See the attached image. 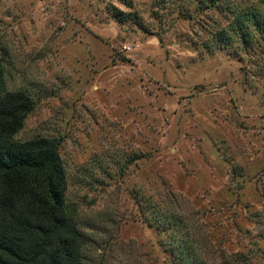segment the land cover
<instances>
[{"label": "rangeland", "instance_id": "obj_1", "mask_svg": "<svg viewBox=\"0 0 264 264\" xmlns=\"http://www.w3.org/2000/svg\"><path fill=\"white\" fill-rule=\"evenodd\" d=\"M228 22L183 0H0V91L33 101L17 140L59 144L83 264H173L179 216L207 264H264V42L223 47Z\"/></svg>", "mask_w": 264, "mask_h": 264}, {"label": "trees", "instance_id": "obj_2", "mask_svg": "<svg viewBox=\"0 0 264 264\" xmlns=\"http://www.w3.org/2000/svg\"><path fill=\"white\" fill-rule=\"evenodd\" d=\"M183 1L219 9L230 20V32L218 33L223 47L236 36L245 49L264 42V10L232 8L226 0ZM33 109L25 91H0V264H83L85 242L66 202L67 177L58 142L15 138ZM178 218L173 220L185 230L178 241L187 245L188 254L173 264H207L195 245L201 233Z\"/></svg>", "mask_w": 264, "mask_h": 264}]
</instances>
